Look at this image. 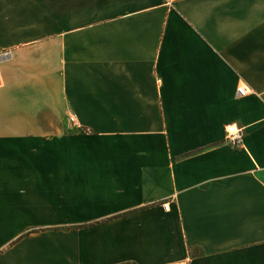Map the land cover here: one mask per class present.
<instances>
[{
    "label": "crops",
    "instance_id": "0c3cea01",
    "mask_svg": "<svg viewBox=\"0 0 264 264\" xmlns=\"http://www.w3.org/2000/svg\"><path fill=\"white\" fill-rule=\"evenodd\" d=\"M0 264H264V0H0Z\"/></svg>",
    "mask_w": 264,
    "mask_h": 264
},
{
    "label": "built area",
    "instance_id": "2783aa9c",
    "mask_svg": "<svg viewBox=\"0 0 264 264\" xmlns=\"http://www.w3.org/2000/svg\"><path fill=\"white\" fill-rule=\"evenodd\" d=\"M245 92H246L245 87L241 86L236 89V94L238 95H243ZM69 120H71V118H69ZM227 134H228V140L230 141V145L234 148L239 147L241 144V137H242V134L240 133V131L233 130L232 132L227 133ZM162 207L163 209H165L166 205L163 204Z\"/></svg>",
    "mask_w": 264,
    "mask_h": 264
}]
</instances>
